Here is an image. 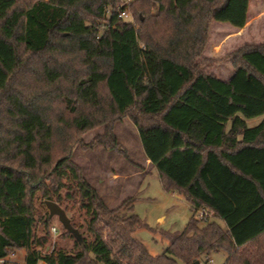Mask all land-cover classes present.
Listing matches in <instances>:
<instances>
[{"label":"trees","instance_id":"16d2710c","mask_svg":"<svg viewBox=\"0 0 264 264\" xmlns=\"http://www.w3.org/2000/svg\"><path fill=\"white\" fill-rule=\"evenodd\" d=\"M250 2L0 0V39L14 58L0 61V258L24 250L25 264H200L222 251L225 264H264V43L228 55V79L204 56L212 24L243 28ZM127 117L164 189L190 202L183 230L150 227L137 194L110 208L72 159L101 126L95 142L118 148L114 126ZM37 193L84 212L61 235L72 250L49 249L52 215L38 232ZM202 208L213 216L198 218ZM146 226L169 240L162 254L136 237Z\"/></svg>","mask_w":264,"mask_h":264},{"label":"rangeland","instance_id":"374dc122","mask_svg":"<svg viewBox=\"0 0 264 264\" xmlns=\"http://www.w3.org/2000/svg\"><path fill=\"white\" fill-rule=\"evenodd\" d=\"M18 7L22 6L19 4ZM249 9L250 26L245 33L232 35L235 32L234 27L225 22H215L210 30L205 48L209 49L208 52L216 50L218 58L213 57L217 61L208 69L219 77H229L233 73L232 58L228 55L244 44L264 43V0H251ZM14 44L21 57H24L26 52L23 44L18 43L17 40H14ZM0 61L7 67L14 62L11 47L1 39ZM3 81L4 72L0 69V85ZM262 118L258 116L247 119V124L254 126ZM114 129L118 138V148L106 149L95 142V137L105 131L104 127H97L82 135V141L74 147L73 161L82 167L84 176L98 189L110 208L120 205L129 196L137 194L138 199L134 203L135 212L150 227L172 232L183 230L192 216V207L188 199L179 192L173 194L164 189L158 172L148 164L139 131L129 117L117 122ZM50 200H45L44 195L40 193L35 194L36 227L39 233L43 230L42 221L51 215L47 206V201ZM61 207L67 212L72 224L84 223L85 214L78 207L72 208L71 204ZM50 219V226L57 227L58 232L53 233L51 228L49 249L57 244L66 250H72L75 241L71 236H61L67 232V229L60 222L59 217L53 215ZM218 222L225 227L224 222L221 220ZM83 231H85L84 227L81 228L82 233ZM135 235L148 246L153 255L162 254L170 243L163 235L152 231L148 226L139 229ZM24 256V250L17 251L9 256L10 260L6 264H25ZM226 257L225 252H215L209 257L210 259L202 257L200 264H225ZM178 264L187 263L179 260Z\"/></svg>","mask_w":264,"mask_h":264},{"label":"water","instance_id":"95a60500","mask_svg":"<svg viewBox=\"0 0 264 264\" xmlns=\"http://www.w3.org/2000/svg\"><path fill=\"white\" fill-rule=\"evenodd\" d=\"M48 209L50 210L51 215H57L60 222L65 226L66 229L75 231L74 226L71 224V220L67 215V212L62 209V207L54 200L47 201ZM196 264H199L197 261Z\"/></svg>","mask_w":264,"mask_h":264},{"label":"built area","instance_id":"2783aa9c","mask_svg":"<svg viewBox=\"0 0 264 264\" xmlns=\"http://www.w3.org/2000/svg\"><path fill=\"white\" fill-rule=\"evenodd\" d=\"M120 17L134 21V18L130 13L122 12ZM211 216H213V211L210 209L207 210V209L202 208L197 213V217L201 218V219L206 218V217H211ZM52 231H53V233H57L58 232L57 227L53 226ZM9 260H10L9 256L4 257V258H0V264H6ZM39 264H46V263L44 261H42Z\"/></svg>","mask_w":264,"mask_h":264},{"label":"crops","instance_id":"0c3cea01","mask_svg":"<svg viewBox=\"0 0 264 264\" xmlns=\"http://www.w3.org/2000/svg\"><path fill=\"white\" fill-rule=\"evenodd\" d=\"M249 13H250V9H249V12H248V15H249ZM215 24V22L212 24V26ZM212 26H211V28H212ZM249 26H250V15H249V18H248V22H247V24L243 27V28H235L234 27V30H235V32H233V34L232 35H235V34H239V33H241V34H243V33H245V30H247L248 28H249ZM233 27V26H232ZM252 36V35H251ZM233 37V36H232ZM208 48L207 49H205V52H204V56H208V57H215V58H218L217 56H216V53H217V51L216 50H212L211 52H208ZM232 75V74H231ZM230 75V76H231ZM229 76V77H230ZM219 77V76H218ZM229 77H219V78H223V79H228ZM148 160V164L149 165H151V168H153V169H155L153 166H152V163H151V160H149V159H147ZM156 170V169H155ZM157 171V170H156ZM158 176H159V174H158ZM170 192H172L173 194H175V193H177V192H174V191H170ZM184 195V194H183ZM223 222V221H222ZM224 224H226L225 222H224Z\"/></svg>","mask_w":264,"mask_h":264}]
</instances>
